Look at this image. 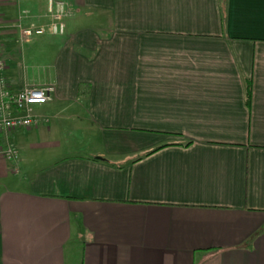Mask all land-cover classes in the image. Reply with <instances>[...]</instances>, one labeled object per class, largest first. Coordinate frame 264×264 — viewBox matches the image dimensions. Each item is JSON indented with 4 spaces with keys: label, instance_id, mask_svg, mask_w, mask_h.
Segmentation results:
<instances>
[{
    "label": "crops",
    "instance_id": "0c3cea01",
    "mask_svg": "<svg viewBox=\"0 0 264 264\" xmlns=\"http://www.w3.org/2000/svg\"><path fill=\"white\" fill-rule=\"evenodd\" d=\"M65 1L53 36L48 0H0L10 88L55 87L0 133V264H264V0Z\"/></svg>",
    "mask_w": 264,
    "mask_h": 264
},
{
    "label": "built area",
    "instance_id": "2783aa9c",
    "mask_svg": "<svg viewBox=\"0 0 264 264\" xmlns=\"http://www.w3.org/2000/svg\"><path fill=\"white\" fill-rule=\"evenodd\" d=\"M50 18L49 31L53 36H63L66 29L67 3L64 0H48ZM23 36L31 37L43 33L42 29L27 28ZM3 45L0 39V133L7 134L17 130H29L40 124L49 122V118L36 114L35 108L45 106L50 102L55 92L53 85L39 88H28L13 91L4 76L5 61L2 57ZM4 158L12 163L19 160V152L11 145L2 151Z\"/></svg>",
    "mask_w": 264,
    "mask_h": 264
},
{
    "label": "rangeland",
    "instance_id": "374dc122",
    "mask_svg": "<svg viewBox=\"0 0 264 264\" xmlns=\"http://www.w3.org/2000/svg\"><path fill=\"white\" fill-rule=\"evenodd\" d=\"M67 14H68L67 18H70L74 14L73 9L70 6V3L68 2H67ZM90 24H94V23H89V24L86 23L85 25L91 26ZM73 122L64 121V124H62V126L60 125V128L58 127V130L56 132L58 134L56 138L60 140V143L66 144V147L68 148V151L70 153L77 155L78 154L89 155L93 147L96 146L97 144L94 142L93 139L88 138L86 136H85L86 138L83 137V132L81 130H78L76 124ZM39 162H43V161H39Z\"/></svg>",
    "mask_w": 264,
    "mask_h": 264
},
{
    "label": "trees",
    "instance_id": "16d2710c",
    "mask_svg": "<svg viewBox=\"0 0 264 264\" xmlns=\"http://www.w3.org/2000/svg\"><path fill=\"white\" fill-rule=\"evenodd\" d=\"M65 1V0H64ZM66 2V1H65ZM67 3V2H66ZM250 98H251V83L250 82H247L246 83V86H245V102H246V105L249 106L250 104ZM190 145V143H186L184 144V146H188ZM158 149L160 148H157L155 150H152V151H149L148 153H145L144 156L146 155H149L155 151H157ZM140 158V157H139Z\"/></svg>",
    "mask_w": 264,
    "mask_h": 264
}]
</instances>
